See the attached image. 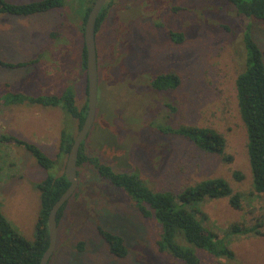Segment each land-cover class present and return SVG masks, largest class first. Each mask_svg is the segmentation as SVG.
<instances>
[{
    "label": "rangeland",
    "instance_id": "1",
    "mask_svg": "<svg viewBox=\"0 0 264 264\" xmlns=\"http://www.w3.org/2000/svg\"><path fill=\"white\" fill-rule=\"evenodd\" d=\"M79 15L83 18L82 10L68 24L61 9L31 17L0 16V57L9 62L39 60L22 69L0 67L1 95H62L73 86L78 107L85 106L88 78L82 70L85 36ZM249 23L264 50V22L239 16L224 0H114L97 33L98 113L86 152L116 171H140L155 191L178 194L202 181L223 178L242 193L241 210L234 209L229 198L199 205L207 215L204 226L235 253L229 258L195 249L209 264H264V236L229 234L233 224L264 222V195L254 189L236 88L237 77L247 66L244 28ZM54 31L62 35L52 37ZM171 31L182 32L183 43H175ZM169 71L181 76V87L155 90L152 79ZM170 104L177 107L175 113ZM67 121L60 107L0 106V137L13 135L36 143L56 158ZM153 122L213 128L227 139L226 156L231 160L204 152L184 138L162 136ZM73 124L77 136L78 123ZM78 171V189L60 221L48 264H183L160 251L162 226L143 217L122 189L88 164ZM236 172L244 178L238 180ZM49 174L24 147L0 144V208L32 243L41 209L36 185ZM99 226L125 239L127 257L110 253Z\"/></svg>",
    "mask_w": 264,
    "mask_h": 264
},
{
    "label": "trees",
    "instance_id": "2",
    "mask_svg": "<svg viewBox=\"0 0 264 264\" xmlns=\"http://www.w3.org/2000/svg\"><path fill=\"white\" fill-rule=\"evenodd\" d=\"M228 2L239 16H246L264 22V0H224ZM96 0H39L34 2H12L0 0V16L31 17L61 9L68 16L67 24L77 17L82 10L83 18L79 27L85 36L88 16ZM114 0L105 4L97 23L100 31ZM62 32L54 31L52 37H60ZM171 39L183 43L182 32H170ZM244 43L247 49V66L236 80L238 107L246 126L249 142L247 144L250 166L253 174L254 189L264 195V50L256 42L249 23L244 28ZM39 63V60L9 62L0 57V67L6 69H22ZM82 70L87 72V49L84 43L82 52ZM152 87L157 91L171 92L182 85L181 76L175 71L162 73L152 79ZM88 94V84L86 88ZM21 105H41L44 107H60L68 121L61 132L59 152L52 158L36 143L28 142L13 135H2L1 143L15 144L24 147L36 159L37 163L50 174L36 188L41 193V209L36 223V239L30 242L16 230L0 208V264H41L45 252L50 246L49 216L54 205L71 186L65 175V165L75 140L73 121L81 130L88 115V101L83 108L77 105V93L69 86L62 95L31 96L24 93L9 92L0 94V106L12 107ZM173 113L177 107L169 105ZM171 115L169 118L171 119ZM72 120V121H71ZM162 136H177L192 142L198 149L226 156L227 139L217 130L210 127L188 125H155ZM95 126L87 139L92 138ZM87 141V140H86ZM86 141L80 150L78 167L90 165L102 178L113 186L122 189L131 199L133 206L147 219H155L162 226L161 238L158 241L162 253L170 254L183 264H209L201 259L195 249H204L216 256L233 258L235 253L225 245L219 235L204 226L207 215L199 207L205 201L229 198L231 206L242 209L244 195L233 190L229 182L223 178L202 181L195 186L186 187L180 193L171 191H155L148 178L140 171L133 173L116 171L112 166L103 163L99 157L90 156L86 152ZM127 165L128 162H125ZM130 167V165H129ZM79 175V171H78ZM238 180L244 178L240 172L235 173ZM69 202V201H68ZM68 202L59 211L58 225L62 220ZM264 222L254 226L233 224L229 228L230 235L264 236ZM110 253L118 258H125L129 249L125 239L102 226L98 227ZM78 248L83 251L84 243Z\"/></svg>",
    "mask_w": 264,
    "mask_h": 264
},
{
    "label": "water",
    "instance_id": "3",
    "mask_svg": "<svg viewBox=\"0 0 264 264\" xmlns=\"http://www.w3.org/2000/svg\"><path fill=\"white\" fill-rule=\"evenodd\" d=\"M107 1L108 0H96L86 22L85 45L87 49L88 115L81 130L75 137L73 146L66 161L65 175L71 183V186L54 205L49 216L48 225L50 233V246L45 252L41 264H48L50 258L56 250L59 230L58 214L78 189V160L80 150L83 146V143L87 140L91 131L93 130L97 119L100 84V70L97 48V23Z\"/></svg>",
    "mask_w": 264,
    "mask_h": 264
}]
</instances>
